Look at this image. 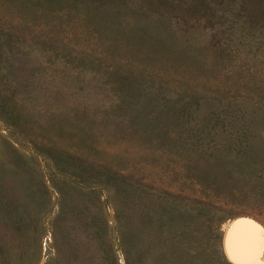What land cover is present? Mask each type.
I'll use <instances>...</instances> for the list:
<instances>
[{
  "label": "rangeland",
  "instance_id": "1",
  "mask_svg": "<svg viewBox=\"0 0 264 264\" xmlns=\"http://www.w3.org/2000/svg\"><path fill=\"white\" fill-rule=\"evenodd\" d=\"M169 1L177 16L156 0H83L104 18L94 24L70 6L0 0V40L9 41L0 53V215L26 222L25 241L5 242L0 264H136L121 212L137 215L143 205L155 217L146 236L155 248L177 242L175 252L203 264H231L222 240L234 218L264 229V44L228 33L218 1L210 26L180 11L191 0ZM152 43L168 56L152 53ZM107 69L133 77L131 87L158 107L184 104L187 130L171 134L181 147L142 141L109 112L117 96ZM204 122L210 136L202 131L193 144ZM118 184L130 191L125 205Z\"/></svg>",
  "mask_w": 264,
  "mask_h": 264
},
{
  "label": "trees",
  "instance_id": "2",
  "mask_svg": "<svg viewBox=\"0 0 264 264\" xmlns=\"http://www.w3.org/2000/svg\"><path fill=\"white\" fill-rule=\"evenodd\" d=\"M45 1L56 8H61L65 5L73 7V9L79 11L80 14L84 16L83 19H90V22H93L94 24L96 22L100 24L105 22L103 17L97 16L96 13L94 14L93 10L90 9L92 4L87 6L83 3V0H80L81 5L77 4L76 0H35L36 3H44ZM87 1L93 2L96 0ZM156 1L163 5V10L166 14L170 11L172 16H177L175 9L178 8V4L172 5L173 3L169 0H161V3L159 0ZM216 1L220 4L219 8L221 9L222 14L226 15L229 19L228 27L230 29H228V33L240 31L241 34L246 35L249 38L248 42L250 43V46L255 48L264 44V0H191L188 7L179 9L180 11L182 10L183 13L184 11L185 13L191 11L199 12L203 19L202 21H204L207 26H210L212 24L211 21H213L214 18H216V20L219 18V16L216 17V11L214 9V3ZM178 17L183 18V16ZM194 21L197 24L200 23L199 18ZM233 24H235V28H232ZM227 38L229 39V37ZM126 39V42L129 44L139 41L138 38L132 37H126ZM8 42L9 41L4 38L2 41L0 40V53H4L5 50L7 51L9 49V46H6ZM138 44H146V41L141 40ZM213 44L218 46V40L213 41ZM146 47L153 49L152 53H155L159 57L168 56L164 43H152L149 44V47ZM250 49L251 47H248V50ZM150 56L146 54L147 59ZM178 58L183 59V62L179 60V63H188V60L185 61V58H187L186 55L180 53ZM176 62L178 63V61ZM103 75L107 76L106 78L108 82L111 83V90L117 96V101L113 103L108 110L115 117L124 120L128 129L132 133L137 134L142 141L150 142L156 140L159 145L168 149H177V147L182 146V142H178L177 137H172L171 134L176 135V132H179L180 134L187 130V128H183L181 121L179 120V115L180 113H183L182 110L185 108L184 104L175 105L172 101H167L163 104L165 102L164 101L163 103H160L163 105L158 107L157 103L148 93L145 94L141 92L140 89L131 87L135 82L133 77L112 69L105 70ZM223 121V117L215 115L214 123L222 124ZM205 122L208 123L207 121ZM205 122L197 126V136L193 144L198 142V139L202 136V131H207V136H210L209 131L211 130V127L207 126ZM196 153L200 154L201 152L198 151ZM116 189H120L123 194L125 205L128 201L126 196H129L130 191L123 184H118ZM143 208H145L144 205L142 206L140 213L137 215L130 212H121L125 213V222L129 223V227L126 229L123 228L120 235L126 243V247L129 252L132 253L136 264H143V262L146 263V257H149L150 264H153L154 262L161 264L167 259V256L172 257L170 260L171 264H187L188 262H192V259H195L194 261L197 264H203V259H199L196 255L189 256L188 253L184 252V256L181 255L180 252H175V249L180 248V245L177 242L169 245L161 244L159 246L163 247L159 249L155 248V242H152L150 239H146V236L148 235V223L155 217L149 215L148 211H145ZM173 217L175 218L176 216ZM24 218L22 215H19V213L14 212L12 217L6 219L3 213H1V223L4 231L8 234V238L5 237L6 234L4 235L2 233L3 231H0V248L8 241H25L23 228L26 222H24ZM175 219L179 224H181V227L184 225L182 220L179 218ZM173 220V218L172 220L170 219L171 222ZM92 222V218H90V221L85 222V224L91 225ZM105 224L106 223H103L100 227H98V234L100 238H102L105 233ZM188 234L189 232L185 228L184 230H181L179 236L184 237ZM215 237H217V235H215Z\"/></svg>",
  "mask_w": 264,
  "mask_h": 264
},
{
  "label": "water",
  "instance_id": "3",
  "mask_svg": "<svg viewBox=\"0 0 264 264\" xmlns=\"http://www.w3.org/2000/svg\"><path fill=\"white\" fill-rule=\"evenodd\" d=\"M237 226L236 232L233 234V240L234 242H238L240 239V234L243 230L246 229H253L254 232L257 234L258 240L256 241L257 244H260L261 242H264V229L263 227L252 218L246 217V216H239L234 218L228 225L222 240V246L224 255L227 258L228 262L231 264H262V261L260 260V255L262 253L263 247L258 252V255L255 256L254 259L250 261H246L243 258L241 260L233 259L228 251V241H229V234L232 231L233 227Z\"/></svg>",
  "mask_w": 264,
  "mask_h": 264
},
{
  "label": "snow or ice",
  "instance_id": "4",
  "mask_svg": "<svg viewBox=\"0 0 264 264\" xmlns=\"http://www.w3.org/2000/svg\"><path fill=\"white\" fill-rule=\"evenodd\" d=\"M237 226H234L229 234L228 251L233 259L250 261L258 255L261 247H264V242L257 244V234L253 229L243 230L240 234L238 242H234L233 234L236 232Z\"/></svg>",
  "mask_w": 264,
  "mask_h": 264
},
{
  "label": "bare ground",
  "instance_id": "5",
  "mask_svg": "<svg viewBox=\"0 0 264 264\" xmlns=\"http://www.w3.org/2000/svg\"><path fill=\"white\" fill-rule=\"evenodd\" d=\"M228 224V223H227ZM226 229V228H225ZM264 248V247H263ZM264 250V249H263Z\"/></svg>",
  "mask_w": 264,
  "mask_h": 264
}]
</instances>
